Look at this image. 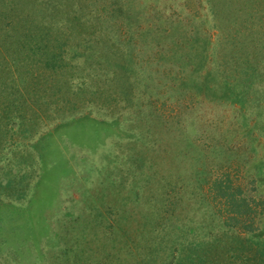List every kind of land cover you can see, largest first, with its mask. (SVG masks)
I'll return each mask as SVG.
<instances>
[{
    "label": "rangeland",
    "instance_id": "374dc122",
    "mask_svg": "<svg viewBox=\"0 0 264 264\" xmlns=\"http://www.w3.org/2000/svg\"><path fill=\"white\" fill-rule=\"evenodd\" d=\"M0 264H264V0H0Z\"/></svg>",
    "mask_w": 264,
    "mask_h": 264
},
{
    "label": "trees",
    "instance_id": "16d2710c",
    "mask_svg": "<svg viewBox=\"0 0 264 264\" xmlns=\"http://www.w3.org/2000/svg\"><path fill=\"white\" fill-rule=\"evenodd\" d=\"M61 56H62V54H61V52L60 53H55L54 54V57L57 59V60H60L61 62H62V58H61ZM51 60H53V59H51ZM16 80V83L18 84V86H21V83L22 82H24V78L22 79L20 76H16V78H15ZM21 90V89H20ZM21 92V91H20ZM56 94H58V92H60V91H58V90H56ZM39 96V95H38ZM27 99L29 100V97H27ZM31 102V101H30Z\"/></svg>",
    "mask_w": 264,
    "mask_h": 264
}]
</instances>
